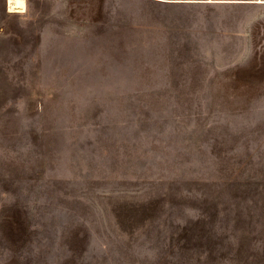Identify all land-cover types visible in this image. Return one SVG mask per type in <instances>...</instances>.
<instances>
[{
  "label": "rangeland",
  "instance_id": "obj_1",
  "mask_svg": "<svg viewBox=\"0 0 264 264\" xmlns=\"http://www.w3.org/2000/svg\"><path fill=\"white\" fill-rule=\"evenodd\" d=\"M0 0V264H264V3Z\"/></svg>",
  "mask_w": 264,
  "mask_h": 264
},
{
  "label": "bare ground",
  "instance_id": "obj_2",
  "mask_svg": "<svg viewBox=\"0 0 264 264\" xmlns=\"http://www.w3.org/2000/svg\"><path fill=\"white\" fill-rule=\"evenodd\" d=\"M24 5H25V9L23 12H19V11H10L9 8L13 7L14 4L12 2V0H6V5H7V9L8 12L10 13H24L26 11V2L25 0H23ZM254 3V4H261L264 3V0H209L208 2L206 1V3Z\"/></svg>",
  "mask_w": 264,
  "mask_h": 264
},
{
  "label": "clouds",
  "instance_id": "obj_3",
  "mask_svg": "<svg viewBox=\"0 0 264 264\" xmlns=\"http://www.w3.org/2000/svg\"><path fill=\"white\" fill-rule=\"evenodd\" d=\"M12 2L14 6L9 8L10 11H19V12L24 11L25 5L23 0H12Z\"/></svg>",
  "mask_w": 264,
  "mask_h": 264
}]
</instances>
